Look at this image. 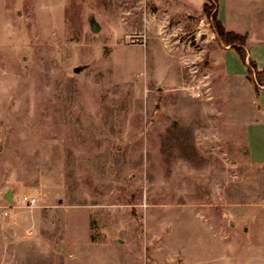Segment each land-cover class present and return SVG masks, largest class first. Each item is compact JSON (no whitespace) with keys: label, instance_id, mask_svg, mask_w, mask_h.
Listing matches in <instances>:
<instances>
[{"label":"rangeland","instance_id":"374dc122","mask_svg":"<svg viewBox=\"0 0 264 264\" xmlns=\"http://www.w3.org/2000/svg\"><path fill=\"white\" fill-rule=\"evenodd\" d=\"M216 1L264 67V0H0V264L257 248L264 91L206 15Z\"/></svg>","mask_w":264,"mask_h":264},{"label":"trees","instance_id":"16d2710c","mask_svg":"<svg viewBox=\"0 0 264 264\" xmlns=\"http://www.w3.org/2000/svg\"><path fill=\"white\" fill-rule=\"evenodd\" d=\"M217 5V1L216 4L211 6H209L207 2L203 5L206 15H208L213 21L215 31L226 45H232V47L237 50L240 57L247 65L248 76H251L254 80L256 88L258 89L260 86L264 87V69L259 70L256 61L249 58L248 50L246 49L247 35L227 29L219 18Z\"/></svg>","mask_w":264,"mask_h":264},{"label":"crops","instance_id":"0c3cea01","mask_svg":"<svg viewBox=\"0 0 264 264\" xmlns=\"http://www.w3.org/2000/svg\"><path fill=\"white\" fill-rule=\"evenodd\" d=\"M229 30L235 31L233 29H229ZM247 38H248V35H247ZM246 44H247V41H246ZM230 48H233V47L226 46V49H230ZM248 56H249V58L253 59L251 54L249 53V51H248ZM254 61H256V60H254ZM256 63H257V61H256ZM257 67L259 70L264 69V67L262 65H259L258 63H257ZM262 90L264 91V87L262 88ZM260 101H261L260 109L262 111H264V95L261 97ZM245 230H247V227L245 228ZM250 236L252 237V235H250ZM255 241H258V243H259L257 248L253 249L249 254H247L245 256H237L236 255L235 259L227 257V259H226L227 263L226 264H264V238L260 234L259 237H256L253 239V242H255Z\"/></svg>","mask_w":264,"mask_h":264},{"label":"water","instance_id":"95a60500","mask_svg":"<svg viewBox=\"0 0 264 264\" xmlns=\"http://www.w3.org/2000/svg\"><path fill=\"white\" fill-rule=\"evenodd\" d=\"M89 23H90V27L93 31L98 32L101 29V25L100 23L97 21L95 15H90L89 16ZM86 66L80 65L74 68V70L76 72H80L82 71ZM5 197L7 200L9 201H13V192L11 190H8L5 193Z\"/></svg>","mask_w":264,"mask_h":264},{"label":"built area","instance_id":"2783aa9c","mask_svg":"<svg viewBox=\"0 0 264 264\" xmlns=\"http://www.w3.org/2000/svg\"><path fill=\"white\" fill-rule=\"evenodd\" d=\"M22 201H24V203L27 204V205L34 206V205L37 204L38 199L34 195H25L22 198ZM5 214H8V212H6Z\"/></svg>","mask_w":264,"mask_h":264}]
</instances>
